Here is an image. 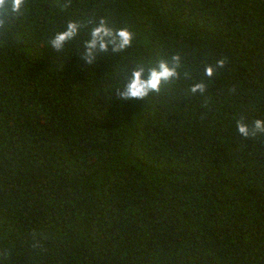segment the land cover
<instances>
[{
	"label": "trees",
	"instance_id": "obj_1",
	"mask_svg": "<svg viewBox=\"0 0 264 264\" xmlns=\"http://www.w3.org/2000/svg\"><path fill=\"white\" fill-rule=\"evenodd\" d=\"M0 21V264H264V0H25ZM162 61L177 75L125 100Z\"/></svg>",
	"mask_w": 264,
	"mask_h": 264
},
{
	"label": "clouds",
	"instance_id": "obj_2",
	"mask_svg": "<svg viewBox=\"0 0 264 264\" xmlns=\"http://www.w3.org/2000/svg\"><path fill=\"white\" fill-rule=\"evenodd\" d=\"M25 0H0V10H4L7 12L10 10L13 13H19L21 11V8L24 4ZM2 23V21H0ZM76 31V25L75 24H70L68 27V31L59 34L56 39L53 41V44L56 48L61 47L63 42L73 36ZM103 35H109L110 32L108 29L104 27H99L96 28L93 33V41L89 45V47H95L97 38H99ZM118 36L120 38V44L119 48H124L130 45L131 40H132V34L127 31L126 29L120 30L118 32ZM100 47L103 50L107 49V44L101 43ZM180 57L179 56H174L173 60L174 61H179ZM224 61L220 60L218 61V66L223 67L224 66ZM214 69L210 66L205 69V73L208 76L213 75ZM177 75L176 69L173 67H170L169 64L165 61H162L159 66V70L157 69H152L148 75L147 79L143 78V71L142 70H137L132 73V80L131 82L127 85L126 91L121 93L123 98L125 100H143L146 98L151 91H159L160 85L162 81L169 80L170 78L174 77ZM205 88L204 84H197L195 87L192 88V92H196L197 90L203 91ZM255 128L257 130H264V122L257 120L255 122ZM238 131L243 134L245 137H247L249 129L246 125L243 123H238Z\"/></svg>",
	"mask_w": 264,
	"mask_h": 264
}]
</instances>
